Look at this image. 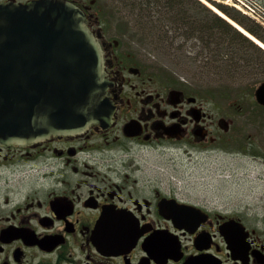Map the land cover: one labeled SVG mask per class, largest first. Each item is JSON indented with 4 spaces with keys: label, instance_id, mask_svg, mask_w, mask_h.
<instances>
[{
    "label": "flooded vegetation",
    "instance_id": "flooded-vegetation-1",
    "mask_svg": "<svg viewBox=\"0 0 264 264\" xmlns=\"http://www.w3.org/2000/svg\"><path fill=\"white\" fill-rule=\"evenodd\" d=\"M70 1L103 52L107 114L76 133L0 144V264H264V208L196 199L159 178L160 157L226 148L233 118L151 65L118 12Z\"/></svg>",
    "mask_w": 264,
    "mask_h": 264
},
{
    "label": "water",
    "instance_id": "water-1",
    "mask_svg": "<svg viewBox=\"0 0 264 264\" xmlns=\"http://www.w3.org/2000/svg\"><path fill=\"white\" fill-rule=\"evenodd\" d=\"M84 14L70 0L0 3L2 146L76 133L105 120L103 52ZM254 91L264 105V81Z\"/></svg>",
    "mask_w": 264,
    "mask_h": 264
},
{
    "label": "rangeland",
    "instance_id": "rangeland-1",
    "mask_svg": "<svg viewBox=\"0 0 264 264\" xmlns=\"http://www.w3.org/2000/svg\"><path fill=\"white\" fill-rule=\"evenodd\" d=\"M96 9L118 12L115 25L129 27L126 37L137 52L151 59L164 76L189 85L208 98L214 111L226 110L233 118L226 148L214 150L205 157L188 161L180 157L159 158L162 185L183 186L189 196L225 202L228 208L243 207L247 211L264 208V106L255 101L254 90L264 81V56L247 46L249 60L237 74L220 77L207 72L201 52L202 39L180 37L173 46H163L155 30L141 28L136 10L117 0H96ZM123 31H120L121 35ZM204 53V50H202ZM192 54V55H190ZM170 181V182H169ZM188 195V194H187Z\"/></svg>",
    "mask_w": 264,
    "mask_h": 264
},
{
    "label": "trees",
    "instance_id": "trees-1",
    "mask_svg": "<svg viewBox=\"0 0 264 264\" xmlns=\"http://www.w3.org/2000/svg\"><path fill=\"white\" fill-rule=\"evenodd\" d=\"M207 1L264 43V27L251 17L217 0ZM260 1L264 4V0ZM124 3L136 10L141 28L155 30L153 35L159 37L158 43L163 46L172 47L180 37L202 39L204 53L196 51L192 57L197 60L202 55L207 72L220 77L243 70L249 61L245 55L249 45L264 56V49L201 0H132Z\"/></svg>",
    "mask_w": 264,
    "mask_h": 264
},
{
    "label": "built area",
    "instance_id": "built-area-1",
    "mask_svg": "<svg viewBox=\"0 0 264 264\" xmlns=\"http://www.w3.org/2000/svg\"><path fill=\"white\" fill-rule=\"evenodd\" d=\"M240 9L264 26V6L257 0H223Z\"/></svg>",
    "mask_w": 264,
    "mask_h": 264
},
{
    "label": "bare ground",
    "instance_id": "bare-ground-1",
    "mask_svg": "<svg viewBox=\"0 0 264 264\" xmlns=\"http://www.w3.org/2000/svg\"><path fill=\"white\" fill-rule=\"evenodd\" d=\"M206 2V1H205ZM207 3V2H206ZM212 6V5H210ZM213 7V6H212ZM212 9H214L219 15L224 16L226 18H228L223 12L220 11V9L218 10V8L213 7ZM230 19V18H229ZM232 23H234L232 21ZM238 28H240L241 31H243L246 35H248L249 37L253 38L254 41H256L260 47H262V49H264V43H262L260 40L256 39L254 36H252L250 33H248L245 29H243L242 27H240L239 25H237L236 23H234Z\"/></svg>",
    "mask_w": 264,
    "mask_h": 264
}]
</instances>
